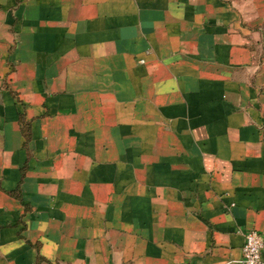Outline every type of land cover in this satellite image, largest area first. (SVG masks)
<instances>
[{
	"label": "crops",
	"instance_id": "obj_1",
	"mask_svg": "<svg viewBox=\"0 0 264 264\" xmlns=\"http://www.w3.org/2000/svg\"><path fill=\"white\" fill-rule=\"evenodd\" d=\"M264 238V0H0V264H242Z\"/></svg>",
	"mask_w": 264,
	"mask_h": 264
},
{
	"label": "built area",
	"instance_id": "obj_2",
	"mask_svg": "<svg viewBox=\"0 0 264 264\" xmlns=\"http://www.w3.org/2000/svg\"><path fill=\"white\" fill-rule=\"evenodd\" d=\"M242 264H264V238L256 230H248L242 245Z\"/></svg>",
	"mask_w": 264,
	"mask_h": 264
}]
</instances>
